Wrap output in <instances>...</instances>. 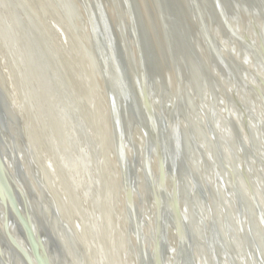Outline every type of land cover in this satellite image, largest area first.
I'll return each instance as SVG.
<instances>
[{
	"label": "bare ground",
	"instance_id": "6f19581e",
	"mask_svg": "<svg viewBox=\"0 0 264 264\" xmlns=\"http://www.w3.org/2000/svg\"><path fill=\"white\" fill-rule=\"evenodd\" d=\"M65 1L70 2L0 0V89L2 86L11 99L12 113L24 126L26 137V145L19 147L17 153L22 164L46 186L45 191L41 190L43 200L56 209L59 221L67 228L60 231L55 224L56 229L51 230L63 247L65 264H137L134 241L132 245L128 242L126 232L128 217L124 208L127 200L121 195V175L110 144L111 133L105 122L109 117V101L103 83L94 82L84 47L82 22L76 19L75 14L69 13L68 16L69 10L67 7L64 9ZM99 2H102L107 19L112 20L109 28H114L107 44L114 63L115 54L124 56L128 49L118 32L119 24L115 22L109 1ZM133 2L141 20L139 27L143 39L152 49L147 55L149 76L156 77L149 80L152 116L155 121L162 122L163 127L168 124L170 128L172 115L169 110L174 95L163 73L162 63L154 65L158 61L155 49H162L165 38L160 35L153 39L157 21L150 13L152 0ZM222 3L224 15L206 0H172L174 20L188 37L184 47L178 46L174 58L180 67L181 93L188 110L189 127L182 119L180 108V115L174 118L177 120L179 116L177 135L180 141L177 145L173 138L175 154L170 155V161L175 170L180 211L193 242L199 243V249L194 250V264H213L212 261L215 264H264V0H222ZM14 12L21 19V34L32 45L36 44V39L38 41V35L47 34V24L55 25L61 34L56 35V41L48 35L44 39L55 58L52 82L45 90L39 76H29V72L38 67L37 62L32 61L26 67L14 46L18 31L15 30L11 37L2 36L5 25L13 26ZM35 21L40 29L31 31ZM114 43L117 47L113 49L110 44ZM133 65L138 68L134 61L132 71ZM15 67L19 79H16ZM127 89L130 90L128 85L116 87L112 92L120 108L124 105ZM135 90L139 96L140 91L138 88ZM51 98L55 102L49 104ZM133 98L129 106L132 111L128 107L122 108L130 111L128 136L129 139L131 137L129 144L134 148L130 150L127 145L126 160L131 171L138 167L142 170L143 162H136L134 153L141 151L146 142L141 127L135 123L134 116L131 117L137 116L139 111L137 95ZM124 118L127 121L128 115L124 114ZM54 129H58L59 134L61 131L62 135L55 134ZM39 131L46 134L47 144L44 145ZM188 133H193L204 154H194ZM6 140L9 142L8 138ZM155 160L152 173L156 179L159 168ZM12 161L10 157L4 160L13 184L22 192L27 184L15 176ZM139 172L138 178L145 180L144 172ZM133 173L131 177H134ZM197 181L203 186L205 197L197 194ZM165 188L172 194L174 183L171 179L167 180ZM133 200L139 225L153 251L151 241L156 211L147 205L145 199L141 202L134 195ZM202 201L213 210L211 221L227 250L226 257L217 251V262L213 255L210 261L201 258L205 249L200 245L206 243V236H213L212 228L201 230L202 225L199 224L209 217L201 207ZM40 218L46 223L52 219L50 213ZM208 219L210 221V217ZM5 232V210L0 206V235ZM9 235L17 240L16 244L21 249H26L16 233L10 230ZM175 236L172 235L171 240L177 241ZM244 239L247 248L245 244L243 246ZM44 248L45 251L48 249ZM257 250L261 253V262L257 258ZM130 251L132 259L127 256ZM248 252L253 263L247 257ZM1 253L6 264H13V258L6 251ZM174 255L165 264H174ZM48 261V264H58L53 257ZM15 264L20 262L15 261Z\"/></svg>",
	"mask_w": 264,
	"mask_h": 264
},
{
	"label": "water",
	"instance_id": "95a60500",
	"mask_svg": "<svg viewBox=\"0 0 264 264\" xmlns=\"http://www.w3.org/2000/svg\"><path fill=\"white\" fill-rule=\"evenodd\" d=\"M108 1L115 22L119 24V30H117L121 33L128 49V54L124 52V56H117V54H115L114 63L112 61V55H110L107 50L109 37L112 36V30L114 28H109V21L111 19H107L102 2H99V0H70V2L65 1L64 9L66 10L67 7L69 10L68 16L71 13L75 14L76 19L82 22V26L85 29V36L83 39L85 43L84 47L87 58L91 64L94 82L96 80L97 82L103 83L104 93L107 97V101H109V117L106 118L105 122L107 129H109L111 133L110 144L114 152V160L121 175V179H119L121 195L127 200L124 211L128 217V226L126 228L128 242L132 245L134 241V258L137 264H165L174 253V264H194V250L196 248L197 250L199 249V243L197 245V243L193 242L191 231H189L190 229L185 225L184 217L180 211L181 200L178 196L174 166L170 161V155L172 156L175 154V141L173 142V138L176 140L177 145L180 141L177 135V127H179V121L177 122V120L179 116L177 120H174L177 114H179L180 108H182L183 112L182 119H184L186 125L189 127L188 110L181 93L180 67L178 61L174 58L178 46L179 48H181V46L184 47L188 42V37L181 32L182 29L180 30L178 28L174 20L173 9H171L173 6L172 0H152L153 9H151L150 13L154 16V19L157 21L156 26H158L157 30V27L154 25L156 36L155 38L153 37V39L159 38L160 35L165 38L162 49H160V51L158 48L155 49L157 53L156 59H158V61L156 60L154 65L156 67L158 62L162 63L163 73L174 95V101L172 105H170L169 110L172 115L170 128L167 127L168 124L163 127V123L155 121L152 116L153 114L150 107V96L152 92L149 80L153 81L156 77H152V75L149 76L147 69V55L152 49L149 44L146 45L145 39H143L144 36L139 27L141 20L135 10L134 2L133 0ZM206 3L214 5L217 9H220L221 15H224L222 0H206ZM215 17L217 19V16ZM221 19H223V17ZM12 21V27L4 26L2 29V36L3 38L11 37L13 33L18 31L19 35L17 36L18 38L16 37V40H14V46L18 50L23 59V64L26 67L32 61L37 62L38 67L36 69L32 68L33 70L29 72V76H39L41 87L45 90L52 82L51 71L55 64V58L52 56L54 53L46 46L47 42L45 41V37L46 35L51 36V38L56 41V35L58 36L61 34L55 25L52 24L48 26L47 24V34H42V37L38 35V41L36 39V44L32 45L27 42L26 36L21 34V19L17 12L12 13ZM148 21V24L152 27L150 19ZM36 28L38 30L40 29L37 21L34 22L31 31L36 30ZM180 39L181 41H179ZM110 45L112 48L117 47L115 43ZM134 61L137 63L139 69L135 68L133 65L134 70L132 71V64ZM61 69L64 71L66 70L64 66H61ZM14 70L16 71V79H19L18 69L15 67ZM127 85L130 90L127 89L122 108H129L130 99H134V95H137V105L139 109V111H137L138 117L135 115H131V117L134 116L135 123L138 127H141L146 140L141 151L138 150L136 153L133 152L136 162H143L142 170H138L139 167L137 170H132L134 172V177H131L132 171L126 160L128 148L130 150L134 148V146L129 144L131 143V137L129 139L128 136V133H130L129 113L132 109L129 108L130 111H123V109L120 108L118 99L116 98L119 105L116 104V99L112 97V92L115 91L116 87L125 88ZM134 87L138 88L140 91L139 96ZM1 90L2 86L0 89V206L5 210L6 232L0 235V264H6L2 257V250L6 251V253L13 258V264H15V261L20 262V264H48V259L52 257L56 258L58 264H65L62 251L63 247L51 234V230L56 229L55 224H58L60 231H66L67 228L59 221L60 218L56 209H53V207L43 200L41 190L45 191L46 186L42 182H39L37 176L31 173V171L22 164L21 158L18 156V148H22L26 145L24 142V138H26L24 133L25 129L12 113L11 99L5 91ZM112 100L115 101L113 102ZM43 102H45L44 99ZM54 102L55 101L51 98L49 104ZM47 107L51 109V107ZM124 114L128 115L127 121L124 118ZM54 130L55 134L62 135L61 131L60 134L58 133V129ZM39 132L44 145L47 144L46 134L43 131ZM162 132L165 134L164 141L161 136V134H163ZM125 133H127V135ZM192 134L193 133H188V142L193 146L195 151L194 154L200 155L203 151L197 145ZM6 138L9 139V142H7ZM18 138L20 140L19 142ZM6 157H10L13 160L12 168L15 176L18 177V179L21 178L27 184V188L25 187L22 192L16 189L11 180V174L7 170L4 162ZM154 158L158 161L159 168L158 177L156 179L153 177L152 173ZM206 161L210 164V161ZM136 162L135 165L137 164ZM141 171L144 172L146 177L143 181L137 176L138 172L141 174ZM170 179L174 183L172 194H169L165 188L167 180ZM197 182V194L205 197L203 186L199 181ZM184 185L185 188H187L188 183L186 182ZM134 195L142 200L141 202L145 199L147 205L156 211L154 235L151 241L153 243V251L149 248L150 244L145 239L139 225V218L134 206ZM201 203L204 205L203 203L205 202L202 201ZM202 205L201 207L209 215L210 221L208 219L209 217L205 222L201 220L200 223V221L197 220L199 224L202 225L201 230L212 228L213 236L211 235L209 238L206 236V243L204 242L200 245L205 249V253L201 258L205 257L204 261H206V259L210 261L209 259L211 255H213L217 262V259H219L216 256L217 251L220 253L222 252L226 257L227 250L224 249L219 235L216 234L217 231L215 230L214 222L211 221L214 218L213 210L208 204L207 206ZM192 209H195L193 205ZM257 212L260 215L261 212L259 208H257ZM49 213L52 218L51 221L46 223L41 220L40 216L49 215ZM210 222L213 224L212 227L210 226ZM10 230L16 233L18 239L25 243V250L21 249L16 244L17 240H15V238L13 239L10 237ZM249 232L251 233V228H249ZM172 235H176L175 237L178 242L176 240H171ZM244 244L246 245L245 239L243 240V246ZM45 246L48 248L46 251L44 248ZM151 253L152 258L150 259ZM127 256L129 259H132L131 251ZM247 257L251 259L252 263L254 262L249 252ZM260 257L261 253L257 250V258H259L258 260L261 262ZM212 263L215 264L214 261H212Z\"/></svg>",
	"mask_w": 264,
	"mask_h": 264
}]
</instances>
